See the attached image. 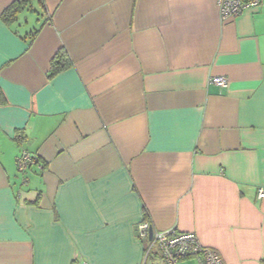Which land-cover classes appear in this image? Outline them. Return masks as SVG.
<instances>
[{
	"label": "crops",
	"instance_id": "obj_1",
	"mask_svg": "<svg viewBox=\"0 0 264 264\" xmlns=\"http://www.w3.org/2000/svg\"><path fill=\"white\" fill-rule=\"evenodd\" d=\"M15 1L0 264H142L145 221L264 264V2L222 21L218 0H33L8 24Z\"/></svg>",
	"mask_w": 264,
	"mask_h": 264
},
{
	"label": "built area",
	"instance_id": "obj_2",
	"mask_svg": "<svg viewBox=\"0 0 264 264\" xmlns=\"http://www.w3.org/2000/svg\"><path fill=\"white\" fill-rule=\"evenodd\" d=\"M263 2L264 0H218L221 20L236 18L246 10L260 7ZM210 83L221 88L228 86L225 77H213ZM33 162V158L24 154L18 161L19 169L22 171ZM258 197L264 198L263 189L259 191ZM137 236L145 243L142 264H181L188 259H194L196 264H225L222 256L217 251L203 246L194 233L154 231L150 223L145 221L138 225Z\"/></svg>",
	"mask_w": 264,
	"mask_h": 264
},
{
	"label": "trees",
	"instance_id": "obj_3",
	"mask_svg": "<svg viewBox=\"0 0 264 264\" xmlns=\"http://www.w3.org/2000/svg\"><path fill=\"white\" fill-rule=\"evenodd\" d=\"M32 1L33 0H16L9 8H7L4 11L2 15L3 20L6 23L11 24L15 20L16 14L21 13L27 7L31 6ZM37 1L40 4L44 5L43 0H37ZM58 58L59 60L53 63V75L58 74L69 65L66 55L60 54Z\"/></svg>",
	"mask_w": 264,
	"mask_h": 264
},
{
	"label": "rangeland",
	"instance_id": "obj_4",
	"mask_svg": "<svg viewBox=\"0 0 264 264\" xmlns=\"http://www.w3.org/2000/svg\"><path fill=\"white\" fill-rule=\"evenodd\" d=\"M181 264H196V261L194 259H188L186 261H183Z\"/></svg>",
	"mask_w": 264,
	"mask_h": 264
},
{
	"label": "water",
	"instance_id": "obj_5",
	"mask_svg": "<svg viewBox=\"0 0 264 264\" xmlns=\"http://www.w3.org/2000/svg\"><path fill=\"white\" fill-rule=\"evenodd\" d=\"M150 235H151V237H152V231L150 232Z\"/></svg>",
	"mask_w": 264,
	"mask_h": 264
}]
</instances>
